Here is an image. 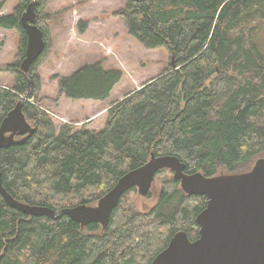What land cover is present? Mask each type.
Masks as SVG:
<instances>
[{"label":"trees","instance_id":"1","mask_svg":"<svg viewBox=\"0 0 264 264\" xmlns=\"http://www.w3.org/2000/svg\"><path fill=\"white\" fill-rule=\"evenodd\" d=\"M31 1L18 0L11 14L0 15V28L19 32L17 62L2 68L14 84L0 86V123L29 87L20 66L27 46L21 17ZM44 1L38 0L34 23L47 42ZM115 16L145 47L167 49L178 68L111 104L103 129L64 124L57 133L49 115L30 101L46 43L30 69L34 86L23 105L35 131L26 142L0 149L2 185L15 199L60 212L96 204L152 155H175L185 172L213 176L240 172L264 153V0H127ZM121 76L106 74L97 61L63 77L60 87L71 99H105ZM164 182L147 212L127 199L136 188L127 191L104 229L97 223L82 228L66 214L27 215L0 192V264H151L175 233L199 236L196 217L208 200L186 194L173 177Z\"/></svg>","mask_w":264,"mask_h":264},{"label":"water","instance_id":"2","mask_svg":"<svg viewBox=\"0 0 264 264\" xmlns=\"http://www.w3.org/2000/svg\"><path fill=\"white\" fill-rule=\"evenodd\" d=\"M37 4L38 0H32L21 17L27 46L20 66L29 78V87L0 123V149L26 142L35 131L23 105L33 89L30 69L43 55L47 43L44 31L34 23ZM170 66L172 70L178 68L173 56ZM185 168L175 155H152L149 161L122 175L95 205L79 204L60 212L15 199L3 187L1 172L0 192L8 205L27 215L58 218L66 214L82 228L91 223L105 228L126 191L137 187L140 195L147 196L157 173L169 169L186 194L206 196L208 200L196 217L198 238L191 240L186 231L175 233L151 264H264V157H259L246 172L207 176L202 171L187 173Z\"/></svg>","mask_w":264,"mask_h":264},{"label":"rangeland","instance_id":"3","mask_svg":"<svg viewBox=\"0 0 264 264\" xmlns=\"http://www.w3.org/2000/svg\"><path fill=\"white\" fill-rule=\"evenodd\" d=\"M126 4L127 0L44 1L42 13L48 23L49 38L47 51L35 70L38 86L36 98L30 101L37 103L49 115L57 133L64 124H72L73 130L103 129L108 114L107 111L96 114L98 108L111 106L112 103L122 100L126 94L139 89L171 67L172 57L167 49L145 47L130 35L127 21L115 16ZM0 5V15H8L14 11L18 0H0ZM18 37L19 32L16 29H0L1 87L9 88L14 84V76L2 68L17 62ZM260 40L264 45L262 39ZM97 61L102 62L103 71L112 77L117 75V71L122 72L109 96L94 101L64 100L65 93L61 90L60 80L70 76L80 66ZM58 100L60 106L56 102ZM61 101L64 102L70 119L61 115ZM72 111L79 112V115L72 116ZM259 157H264V153ZM259 157L242 165L240 172L251 170ZM167 177H173L169 170L156 178L147 196L140 195L138 189L131 192L127 199L133 209L139 212L151 210L159 200L164 179Z\"/></svg>","mask_w":264,"mask_h":264},{"label":"crops","instance_id":"4","mask_svg":"<svg viewBox=\"0 0 264 264\" xmlns=\"http://www.w3.org/2000/svg\"><path fill=\"white\" fill-rule=\"evenodd\" d=\"M0 29H1V30H4V28H0ZM140 87H141V86H140ZM113 89H114V88H113ZM113 89H112V90H113ZM112 90H111V91H112ZM65 99L68 100V99H71V98H68V97L65 95V96H64V100H65ZM72 100H75V99H72ZM78 100H81V99H78ZM85 100H91V101H94L95 99L87 98V99H85ZM97 101H100V100H97ZM103 101H105V100H103ZM56 102H57L58 105H59V100L56 101ZM63 103H64V102H63ZM63 103H62V101H61V106H62V107H61L60 109H63L62 112L60 111V112L62 113L61 115H63V117H66V118L70 119L71 116H70V114L67 112V110L65 109L66 106H65ZM112 104H113V103H112ZM59 106H60V105H59ZM109 107H110L109 105H106V106H102V108H100V109L98 108V109L96 110V111H97L96 114H102L103 112H106L107 109H108ZM71 113H72V116H75V115L78 116V115H79V112L77 113V112H73V111H72ZM98 116H99V115H98ZM98 116H97V117H98ZM91 120H94V119H91Z\"/></svg>","mask_w":264,"mask_h":264},{"label":"flooded vegetation","instance_id":"5","mask_svg":"<svg viewBox=\"0 0 264 264\" xmlns=\"http://www.w3.org/2000/svg\"><path fill=\"white\" fill-rule=\"evenodd\" d=\"M172 174H173V172H172ZM155 179H156V178H155ZM179 183H180V182H179ZM133 188H136V189H138L137 187H133ZM133 188H131V189H133ZM129 190H130V189H129ZM129 190H128V191H129ZM126 192H127V191H126ZM126 192H125V193H126ZM97 224H99V223H97ZM99 225L101 226V228H103V229H104V227H102V225H101V224H99ZM105 228H106V227H105ZM197 238H198V237H197ZM197 238H196V239H197ZM194 240H195V239H194Z\"/></svg>","mask_w":264,"mask_h":264}]
</instances>
